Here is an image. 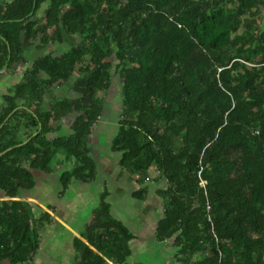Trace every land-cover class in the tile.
<instances>
[{
    "label": "trees",
    "instance_id": "trees-1",
    "mask_svg": "<svg viewBox=\"0 0 264 264\" xmlns=\"http://www.w3.org/2000/svg\"><path fill=\"white\" fill-rule=\"evenodd\" d=\"M37 42L62 50L33 59L1 97L0 264L33 260L59 223L54 206L24 197L60 150L76 161L60 171L62 193L96 179L91 135L115 83L112 149L145 185L135 197L147 179L166 183L155 238L172 241L167 264H264V0L1 1L0 77ZM66 84L74 96L55 93ZM71 115V133L51 138ZM109 193L80 233L91 245L74 237L75 264H141Z\"/></svg>",
    "mask_w": 264,
    "mask_h": 264
},
{
    "label": "crops",
    "instance_id": "crops-1",
    "mask_svg": "<svg viewBox=\"0 0 264 264\" xmlns=\"http://www.w3.org/2000/svg\"><path fill=\"white\" fill-rule=\"evenodd\" d=\"M39 50L41 51V49ZM31 51L33 50H30V48H28L27 56ZM45 54L46 52L41 53L36 57L43 56ZM30 59H35V57L31 56ZM29 62L32 63V61ZM116 89H118L117 83L113 85L111 91H115ZM111 91L107 96V100H105L106 105L103 116L98 120L93 134L91 135V156L97 166L96 179L93 181L74 179L70 184L68 190L65 193H62L60 171H63L65 168L63 167V164L61 167L60 165H57L55 167L56 171L50 174H37L38 176H42L40 177L44 180L42 184L45 185V188L48 190H44L43 192L48 193V195L50 196L48 204L45 203L43 199L42 202L46 204L44 205L45 208H47L46 206L55 207L56 213H53L51 210L50 211L54 215L55 219L59 221V223L55 222L53 224H50L43 232L42 238L45 235L49 237L51 245L50 249L53 250V248H55L54 246L57 245L58 242L62 241V244H64L65 240H60V238H65L66 233L70 236H68V238L66 239L65 247H61V250L65 252L63 253V255H59L61 259H55L54 256H51L49 254L48 264L76 263L74 237L78 236L83 241L90 244L89 241L80 233L84 229L83 225H88L95 218L94 212L91 213V216L84 220V222L79 221L77 219V217L80 216L77 214V212H79L77 203H96L94 199H98V196L101 197L106 188H108L110 192L107 201L111 204V214L115 218L123 221L135 235V238L131 240L130 243L132 249L131 258H133L131 262L137 261L141 264H155L152 263L150 259L152 260L156 257L158 259L160 257L164 258V261L161 262L163 264L171 263L173 260L172 241L159 243L155 238L156 226L163 212V197H159V199L157 198L158 195L156 196V194L158 193L157 188L160 186L157 187L156 184L154 185L155 189H152L149 183L150 180L147 179L145 183L146 186H149L150 188L149 193H147L145 199L140 200L136 198L134 193L145 185L139 184L137 181V176L131 175L127 170L121 168V166L119 165L120 156L117 155L116 152H114L112 149V142L116 134L111 137L112 141L110 144L109 141L111 139H107L106 145L102 143L105 141V138L102 137L107 136L106 134H104V132H102V130H99V127L103 122L102 119H104L105 116L111 117V119L116 120L117 124L119 125L120 107H118V105L120 102V96L116 93L113 95ZM73 92V87L69 84H66L55 93H57L58 96H72ZM74 118L75 115H71L56 122L54 125L57 130L51 132L50 137L52 138L70 134L72 131L71 126L73 124ZM69 162H71L74 166L76 161L69 160L68 163ZM92 185L98 186L96 192H93ZM33 191L34 190L30 191L29 193L33 195V193H35ZM37 197L39 198L40 196ZM126 197H128L129 200L125 205L123 201ZM135 202H140L142 204L141 210H134L133 208H130L131 206L129 205L133 206ZM156 213L158 214L157 219L155 217V215H157ZM135 224L139 225V227L135 228ZM51 225L53 227L52 230L50 227ZM56 234H58V236H56ZM43 240L44 239L41 240V247ZM41 247L39 251L41 250ZM39 251L34 259L31 260L32 263L36 264L37 259L43 262V255L40 254ZM167 256H169L168 259ZM108 261L111 264H114L112 261Z\"/></svg>",
    "mask_w": 264,
    "mask_h": 264
},
{
    "label": "rangeland",
    "instance_id": "rangeland-1",
    "mask_svg": "<svg viewBox=\"0 0 264 264\" xmlns=\"http://www.w3.org/2000/svg\"><path fill=\"white\" fill-rule=\"evenodd\" d=\"M1 1H4V0H0V2ZM76 38L77 37H69V36H66L67 42H74ZM39 49H41V51ZM30 50H33V51H31L28 54V58H29L30 61H33V59H30L31 56L36 58V56H38L41 53H44V52L48 53L49 50H52V51H54L56 53H60L62 49L58 45H52V46L51 45L50 46L48 45V46H46L45 44H42L41 42H37L33 46V48H30ZM31 64L32 63H30V62L29 63H22L21 62V64L15 65L14 68L10 71V73L9 72H8V74L7 73H3L1 75V77H0V104H1L2 93H5L7 91V88H8L9 85H11V84L13 85L14 83L18 82V80L21 77L22 72L25 69L24 67L31 66ZM117 85H118V88H119V84L118 83H117ZM111 92H112L113 95L116 93L115 91H111ZM48 102L49 101L46 102V107L48 105ZM102 120H103V122L101 121L102 124L100 125V127H99L100 129L99 130L100 131L102 130V132H104V134L107 135L105 137H102V138H105V141L102 142V143H104V145H106L107 139L108 140L111 139L109 141V144L111 143V141H112V138L111 137H113V135L116 134V132L118 131L119 125L117 124V121L111 119V117H106L105 116L104 119H102ZM116 154L120 156V153H116ZM56 159H57V161H56V163H55L54 166L60 165V167H61L62 164H63V167H65L67 169L73 167V165H72L71 162H69V163L67 162L68 159L66 158V155L63 153L62 150L59 151V153L57 154ZM37 180H38L37 187L33 191L35 193H33V195H32L31 193L28 192L27 195L24 198L27 199V200H30L31 202H33V203H35L37 205H39L43 209L48 210V207L49 206H46L47 208H45L44 205H46L45 203H47V204L49 203L50 196L48 195V193L43 192L44 190L45 191L47 190L45 188V185L42 184L44 180L42 178H38ZM149 183L151 185V188L152 189H155L154 185H156V184L153 183V182H149ZM156 186L157 187L158 186L165 187L166 186V183L157 184ZM160 187H158V188H160ZM92 189H93V192H96V190L98 189V186L92 185ZM37 196H40L41 199H40V197L38 198ZM156 196H157V198H159V197L162 198V196H160L158 193L156 194ZM100 198L101 197L98 196V199H94L96 201V203L95 202H82L80 204L77 203V206H78V209H79L78 210L79 212H77V214L80 215V216L77 217V219L79 221L84 222V220H86L88 217H90L91 216V213H94L95 212L94 209H97L99 207V205H100ZM42 199L45 201V203L42 202ZM0 200H3L2 197H0ZM128 200H129V198L126 197L124 199L123 203L126 205L127 202H128ZM88 201H89V199H88ZM129 206H131L130 208L131 209L133 208L134 210L135 209L136 210H141V208H142V204L140 202H135L133 206L132 205H129ZM155 217L157 219L158 214L155 215ZM57 222H59V221L57 220ZM50 227H51V230H52V228H53L52 225ZM83 227H85V226L83 225ZM134 227L135 228L136 227H139V225L135 224ZM56 236H58V234H56ZM68 236H69V234L66 233L65 238L64 237L60 238V240L61 239L62 240H65L64 244H62V241L61 242H58V244L54 246L55 248H53V250L50 249L51 245H50L49 237H47L45 235L43 238H41V240L42 239H44V240L42 242V247H41V250L39 252H40V254L43 255V262H41L39 259H37L36 260V262H37L36 264H48L49 254L51 256H54L55 259L56 258L61 259L59 257V255H63V253H65L64 251L61 250V247L62 246L65 247V245H66V239L68 238ZM168 258H169V256H167V259ZM132 259L133 258H130L131 261H132ZM150 261L152 263H155V264H160L162 261H164V258L160 257L158 259L156 257L155 259H152V260L150 259ZM22 264H35V263H32L31 261H28V262H25V263H22ZM161 264H163V263H161Z\"/></svg>",
    "mask_w": 264,
    "mask_h": 264
}]
</instances>
